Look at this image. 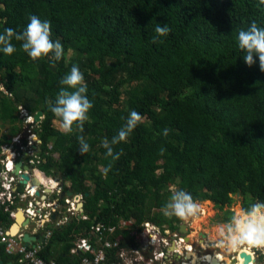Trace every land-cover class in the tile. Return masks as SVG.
Here are the masks:
<instances>
[{
	"label": "trees",
	"instance_id": "16d2710c",
	"mask_svg": "<svg viewBox=\"0 0 264 264\" xmlns=\"http://www.w3.org/2000/svg\"><path fill=\"white\" fill-rule=\"evenodd\" d=\"M258 3L0 0V30H22L36 15L51 21L52 38L65 49L57 62L34 61L15 41V53H0V154L22 134L21 111L31 116L43 111L37 167L44 184L62 180L66 195L85 198L87 220L75 218L67 230L55 231L41 254L45 261L83 264L111 243L109 263H123V251L142 248L147 224L179 231L183 220L174 223L159 211L173 186L215 203L221 221L239 194L243 207L264 199V71L258 58L252 66L243 61L235 41L237 31L253 20L264 26V6ZM157 23L168 24L170 31L153 42ZM73 64L83 72L93 103L82 133L88 153L79 151L80 130L62 132L48 109ZM130 110L142 121L126 141L113 144ZM105 140L113 156L107 155ZM7 209L0 206V226L9 228ZM100 226L103 238L95 233ZM81 240L93 249L74 255Z\"/></svg>",
	"mask_w": 264,
	"mask_h": 264
},
{
	"label": "clouds",
	"instance_id": "9594fccd",
	"mask_svg": "<svg viewBox=\"0 0 264 264\" xmlns=\"http://www.w3.org/2000/svg\"><path fill=\"white\" fill-rule=\"evenodd\" d=\"M258 6H264V0H259ZM154 31L155 35L153 36V42H156L158 39L165 37L169 33L170 27L168 24L157 23ZM13 41L19 42V49L34 61L42 58H50L51 60L57 62L62 59L65 53L62 42L59 39L52 38L51 21L48 19H41L36 15H31L28 18V22L22 28V30H17L12 27H5L3 30H0V53L8 56L15 53L17 51V44ZM235 41L237 48L243 53V61L248 66H252L257 62L258 58L260 70L264 71V26H260L257 21L253 20L248 27L241 28L237 31L235 35ZM59 84L60 87L55 95L54 102L52 100L48 101V109L54 115V117L59 120L60 127L63 132L72 133L74 130V126L76 129L80 130L81 135L77 136V140L79 142V151L81 153H88L90 150V144L87 142L82 133L84 130V122L88 119V113L93 108V103L87 95L88 87L85 81L84 74L77 64H73L70 68V71L66 72L59 80ZM29 116L32 118L34 117L31 115ZM23 117H25L26 121L27 117L24 113L22 115V118ZM141 121V114L136 110H130L127 117L125 118V122L119 128L117 133L112 137V143L117 144L126 141ZM31 126L32 124L28 125V127ZM36 127L37 126H35V124L33 123L34 133ZM23 132H25L24 129L22 133ZM162 134L163 136L167 137L169 134V129L165 127ZM36 135L38 143L34 150L28 147V143L27 145H25L24 141L20 143L17 142L18 137H16L13 146H6L3 148L4 155L0 159V163L2 165V172L0 173V191L4 193L7 192L9 194V191H7V189L3 187L4 179L2 176L4 174L8 173L10 177H14L15 179H17V181L14 182L16 190L15 193H13L12 196L6 200L5 205H3L2 203L0 204V206L2 207H8L7 210L9 211L7 213L11 214L12 224L7 229H9L11 232H14V234L22 233V231H30L33 220L29 218L26 210L27 208H29L30 203L34 202L33 200L35 199L38 202H42L43 205L47 206L46 208H44L45 211L48 207H52V205L60 201L61 208L58 207L54 211L58 214V210H60L59 217L62 219L61 216H64V220L67 218L66 214L69 215L68 217L71 221H66L69 223L67 227L75 218H79L80 220H87V218L85 217L86 215H83L80 211H78V208L75 215L69 212V210L72 208L67 203L68 200L74 203L75 201L80 199V204H82L84 203L85 198L82 195L75 194L74 198H70L69 195L71 192L66 195L65 185L62 180H52L54 183L52 188L51 185L43 183L41 186L33 185L32 181L36 177H39V175L34 172V169H32V171L25 170V166H31V164H34L35 168L38 169L41 174H43L42 171L37 167V165L41 163H39L38 158H36L37 155L41 157V151L38 149V147L42 148L43 143H39V139L42 140L40 134L36 133ZM28 137L29 134L26 132L23 140L26 139L29 142ZM23 146L26 147L25 152L23 151ZM104 147L107 149V155L113 156V149L109 147L107 140L104 141ZM9 152H11V155L8 154ZM164 152L165 149L162 146L160 148V154L163 155ZM15 155L16 157H14ZM24 157H27L28 159L24 160ZM114 158L118 159L119 154H117ZM20 162L24 163V168L20 172V175L27 173L32 177V180L27 185H23L22 182L24 180L20 175L16 176L17 166ZM12 163L13 166L11 165ZM109 168L110 165L103 168L102 170L105 174H107ZM68 187H71V185H68ZM49 190L51 191V193H49ZM39 192L41 194V197L38 196ZM169 192V196L159 208L160 213L164 217H174L181 220H187L189 218H199L202 211L203 202L200 199L194 197L191 191L186 190L183 187L177 188L173 186L169 189ZM25 195L27 196L24 197ZM44 198L45 200H43ZM49 198L53 201L52 204L48 203ZM21 199L27 200V206L18 209L16 205L17 202ZM63 206H65L67 209L62 208ZM21 210L25 212L27 216L26 220H30L31 222L30 226L28 227H25L24 223L21 224L18 220V213ZM15 214H17V217L13 220L12 215ZM51 221H54L58 225V227L62 229L59 219L52 220L51 218ZM182 224L183 223L176 225H180V233ZM18 226H20V230L15 231ZM144 227L147 229L146 226ZM166 229L171 230L170 228ZM166 229L162 230L165 232ZM172 232L174 235L176 233H179L174 231ZM218 235L220 239L217 241V243L220 247H223L226 252H232L237 248L244 246L242 247V249H240V251L236 253L233 258L238 257L241 254L240 252L244 249H247V247L264 249V199H257L254 202H249L247 206L238 208L237 210L231 212L225 220L219 223ZM180 236L185 235L180 234ZM188 238L189 236H185L184 239L186 240ZM82 241H88L90 243L89 240H81L80 243H82ZM171 251H173V248L171 249ZM183 251L185 252L184 249ZM124 252L125 251L121 253V256L124 255ZM151 254H153V252ZM198 256L200 260L206 262V264H212L208 263L207 261V259H211L210 257L201 259L202 255ZM256 256L258 257V254H256ZM150 258L152 260L154 256L151 255ZM171 259L172 258L169 257L168 260H164L165 262H167ZM128 261H134V264H138L137 262H139V264H145L146 262L145 260L140 261L138 258H133L132 260ZM261 261L262 260L259 259V261H256V264H260ZM165 262L163 264H165ZM235 264H240V261Z\"/></svg>",
	"mask_w": 264,
	"mask_h": 264
},
{
	"label": "built area",
	"instance_id": "2783aa9c",
	"mask_svg": "<svg viewBox=\"0 0 264 264\" xmlns=\"http://www.w3.org/2000/svg\"><path fill=\"white\" fill-rule=\"evenodd\" d=\"M21 112L24 113L27 117V120L25 121V125H24V131L29 133L28 147H30L31 149L34 150V148L37 146L38 142H37V135L33 131V123H34L33 118L30 117L26 111L22 110ZM30 124H32V126L28 127V125H30ZM22 148H23V151L25 152L26 147L23 146ZM14 157H16V155ZM36 158H38V162L41 163L42 158L39 157L38 155L36 156ZM11 165L13 166V163ZM2 177L4 179L3 187L6 188L7 191H9V194L7 192L4 193V192L0 191V202L3 205H5L6 200L9 199L12 196V194L15 193V191H16L15 186H14V182L17 181V179H15L14 177H10L8 173L4 174ZM26 196L27 195H25L24 197H26ZM43 200H45V198ZM33 201L34 202H31L29 208H27V210H26L29 218H31L34 222L38 221L39 219H41V221L43 223L45 221H50L51 219L48 216L43 217V214H44L43 208H46V206L44 205L41 210H37L36 205L42 206V202H38L36 199ZM67 203L72 208L69 210V212L72 213L73 215H75L77 212L76 207L80 204V202H77V204H75V203H72L71 201L68 200ZM74 204L76 205L75 207H74ZM54 205H52V206H54ZM16 217H17V214L12 215L13 220ZM65 221H70V218L67 217L65 219ZM146 227L149 230V232H151L152 226L150 224H147ZM95 231H96L95 232L96 234H98L102 238L104 237V227L100 226L98 228H95ZM110 232L115 233V230L110 229ZM158 234H159L158 236L156 235L153 237H157L156 239L158 240L160 238V236L162 235V237H164L163 242L165 243V247H167V248L165 251L164 250L161 251V253H159V255L154 256V258L152 259L153 261L157 260L158 257L160 256L159 260L160 259L161 260L162 259L168 260L170 257V258H172L171 259L172 263H175L176 261L179 262V260H180V261H187L189 264H193L192 260H187L185 258L186 257L185 252H181V250L184 249L183 248L184 238L182 236L177 235V234L174 235L173 232H169L167 229L165 232L164 231L158 232ZM24 236L25 235L23 233L14 234V232H11L9 229L0 226V262L4 261L3 260V252L5 250L7 255H9L11 258L13 257L16 259L15 264H56V262H47L42 258V256H41V254L43 253L42 247H40L38 249H36V248L29 249V247L26 246V244L24 242ZM48 238L49 239H46L47 242L49 240H52V238H53L52 234H49ZM175 245H177V247L179 249L175 252H172L171 249L174 248ZM118 246H116L115 248H117ZM92 249L93 248L90 246L88 241H82V243H80L79 247L73 251V254L76 255V254L83 253V254L87 255L92 251ZM109 250H113V245L111 243H107L106 248L104 247V249L96 255V258L94 260L85 259L83 261V264H110L108 261L109 260L108 253L110 255ZM196 254H197V251H196ZM256 254H257V252H256ZM174 258L177 260L173 261ZM121 259L125 262H129L126 259L125 255H123L121 257ZM159 260H157V261H159ZM140 261H142V260H140ZM137 263L139 264V262H137ZM113 264H120V263H113Z\"/></svg>",
	"mask_w": 264,
	"mask_h": 264
},
{
	"label": "rangeland",
	"instance_id": "374dc122",
	"mask_svg": "<svg viewBox=\"0 0 264 264\" xmlns=\"http://www.w3.org/2000/svg\"><path fill=\"white\" fill-rule=\"evenodd\" d=\"M56 126H57V128L59 130L62 131V129L60 127V124L56 123ZM3 132H1V133L5 134V132L4 133ZM25 133L26 132H23L20 135V137H18L17 142H19V143L23 142V138L25 136ZM8 154L11 155V152H9ZM3 155L4 154H0V159L2 158ZM236 199H237V201H236V203L233 206L234 210H237L238 208H240L241 207V203H242L241 198L236 197ZM77 202H79V201L77 200L74 203L77 204ZM75 204H74V207L76 206ZM43 206L44 205L42 203V206L36 205V208H37V210H41L43 208ZM76 208H78V206ZM202 208L209 213V217L207 219H206L205 216H202L203 214H205V212H203V213L200 214L201 216H199V219L198 218H196V219L189 218L187 220H183V223L186 221L188 225H191L190 228H191V232H192V233H190L188 235L190 238H189V240H186V242L191 243L192 247H193V244H194L195 245L194 248L196 249L198 254L200 252H203V254H205V252L203 251L202 244H201L200 240H204L205 238L203 237V235H207L208 242L211 241L213 243V246H210L209 251H212L213 254L219 253V255H222L223 257L226 254H230L229 255V257H230L231 254H232L231 258H233L236 255V253L238 251H240V249H242V247H244V246H241V247L237 248L236 250H234L232 252H226L223 247H220L218 245L217 241L220 239V237L218 235V225H219L220 222H222L221 220H222L223 212H221L220 209L217 208L216 204L212 203V202L203 203V207ZM59 211L60 210H58V214H59ZM43 213H44L43 217H46L49 214L53 215L52 214V210L48 214V213H46L44 211V208H43ZM211 213H213V215H211ZM157 214H159V213H157ZM52 217H54V216H52ZM61 217H62V220L60 222L61 227H63V226L67 227V225L69 223L64 220V216H61ZM204 218H205V220H204ZM197 222H201V223H197ZM33 223L34 224H37V223L40 224V223H42V221H41V219H39L36 222L33 221ZM168 228H169V226H168ZM161 231L163 232V230L161 228H155V227L153 228V226H152L151 232H149V230L146 229V232L144 233V237H143L144 238L143 239L144 242H143L142 248L140 250L139 249H136V250L132 249V251L134 250L133 252L126 250L124 252V255L126 256V259L127 260H132L133 258H138L139 260H142V261L145 260L146 261L145 264H163L165 262V260H163V259L159 260L160 256L157 259L159 261H157V260H155V261L152 260L151 261V258H150L151 255L152 256H157V255H159V253H161V251L166 250V248H167V247H165V243L163 242V238L164 237H162V235L160 236V238L158 240L156 239L157 237H153V236H156V235L158 236L159 235L158 232H161ZM168 231L172 232L169 229H168ZM176 232H180V230L176 231ZM182 237L185 238V236H182ZM214 241H216V242H214ZM211 247H212V249H211ZM194 248H192L193 251H195ZM252 249L253 248L247 247V249H244V250H249L250 251ZM244 250H242V251H244ZM152 252H153V254H151ZM256 252H257V254L261 253V260L262 261H261L260 264H264V249H257ZM122 262L123 263H120V264H134V261L133 262L122 261ZM186 262L187 261H182V262H177L175 264H184ZM167 263L171 264L169 261Z\"/></svg>",
	"mask_w": 264,
	"mask_h": 264
},
{
	"label": "water",
	"instance_id": "95a60500",
	"mask_svg": "<svg viewBox=\"0 0 264 264\" xmlns=\"http://www.w3.org/2000/svg\"><path fill=\"white\" fill-rule=\"evenodd\" d=\"M34 124L36 127L35 129V133L39 134V128L41 127L42 125V121L44 119V113L43 111H38L35 115H34ZM39 143H43V141L41 139H39ZM38 149L42 152V148L41 147H38ZM24 168V163L23 162H20L17 166V172H16V176L20 175L22 169ZM32 169H34V172L36 174H38L40 171L38 169L35 168L34 164H31V166H25V170H29V171H32ZM22 177V179L24 180L22 183L23 185H27L31 180H32V177L27 174V173H24L22 175H20ZM33 185L34 186H41L42 185V181H41V178L40 177H36L33 181H32ZM49 193H51V191L49 190ZM38 196L41 197V194L40 192L38 193ZM70 198H74V192H71L70 195H69ZM239 198H241V194H239L238 196ZM78 211H80L83 215L85 214V204L82 203L78 206ZM21 212L23 213V211H19V215L21 214ZM18 220L20 222V217H18ZM21 223V222H20ZM31 222L30 220H26V222L24 223V226L25 227H28L30 226ZM181 234L182 235H185V236H188L189 235V232H188V224L186 222L183 223V225L181 226ZM204 238H206L207 236L206 235H203ZM25 243L26 245H28L29 247H32V246H35L34 244H36V242H38V238L36 237H32V235L30 234H27L25 235ZM186 240H189V239H186ZM40 243L43 244L44 243V237H42L40 239ZM245 255V253H242V256ZM188 257L189 255L187 254V257L186 259L188 260ZM185 260V259H184ZM239 260L238 259H233L232 263L235 264L237 263ZM221 262L218 261V259H215L214 260V263L213 264H220ZM0 264H4V262H0ZM200 264H206V262H201Z\"/></svg>",
	"mask_w": 264,
	"mask_h": 264
},
{
	"label": "crops",
	"instance_id": "0c3cea01",
	"mask_svg": "<svg viewBox=\"0 0 264 264\" xmlns=\"http://www.w3.org/2000/svg\"><path fill=\"white\" fill-rule=\"evenodd\" d=\"M57 202V201H56ZM48 203L49 204H52L53 203V201L49 198V200H48ZM0 204H1V202H0ZM27 206V200L26 199H24V200H20V201H18L17 202V205H16V207H18V209L19 208H22V207H26ZM234 206V205H233ZM233 206L231 207V208H229L228 210H231L232 212L233 211H235L234 209H233ZM61 208L60 207V201H58V203H56L54 206H52V207H48L47 209H46V213H48L49 214V212L52 210V214L53 215H51V214H49L48 215V217L51 219L52 218V220L53 219H55V220H57V219H59V222H61V218L59 217V214H57L54 210H56L57 208ZM241 207H243V205H242V203H241ZM240 207V208H241ZM62 208H66L65 206H63ZM67 209V208H66ZM52 216H54V217H52ZM69 215H67L66 214V217H68ZM168 219H170L172 222H174V223H176L177 221V218H168ZM71 221V220H70ZM186 222V221H185ZM187 223V222H186ZM1 227H5V226H1ZM191 225H188V231H189V234L190 233H192L191 232ZM5 228H7V227H5ZM166 228H168V227H166ZM58 230H60V228L58 227V225L54 222V221H45L44 223L42 222V223H40V224H34L33 223V225L31 226V228H30V231H27V232H29V233H31L32 234V236L33 237H36V238H38V242H36V244H34L35 245V247L38 245V244H41L40 243V240H39V238H40V236H42V237H44V239H49L48 237H49V234H52V237H54V233H55V231H58ZM61 230H67V227L66 226H63L62 227V229ZM46 236V237H45ZM207 236V235H206ZM190 238V237H189ZM188 238V239H189ZM205 240V239H204ZM52 241H53V239L52 240H49L48 242H47V244H48V248L50 247V245H52ZM194 243V242H193ZM54 244H56V243H54ZM59 244V243H58ZM195 245L193 244V247H194ZM192 247V248H193ZM57 248L58 249H62V247L60 246V245H57ZM47 250V249H46ZM195 250V249H194ZM62 251H63V249H62ZM196 251V250H195ZM249 251V250H248ZM249 252H251L252 253V251H249ZM203 254V252H200L198 255H202ZM203 255H205V254H203ZM202 255V256H203ZM3 260H4V262H9V261H11L12 260V258L9 256V255H7V253L5 252V250H4V252H3Z\"/></svg>",
	"mask_w": 264,
	"mask_h": 264
},
{
	"label": "bare ground",
	"instance_id": "6f19581e",
	"mask_svg": "<svg viewBox=\"0 0 264 264\" xmlns=\"http://www.w3.org/2000/svg\"><path fill=\"white\" fill-rule=\"evenodd\" d=\"M38 175H39V177L41 178V181H42V183L44 184V178H43V175L39 172L38 173ZM46 184V183H45ZM48 185H51V188H52V186L54 185V183H53V181H51V182H48ZM56 186V185H55ZM53 192V191H52ZM79 202L81 201L80 199L78 200ZM206 209V208H205ZM203 212H205V214H203L202 216H205L206 217V219L209 217V213L207 212V211H205L203 208H202V211H201V213H203ZM200 213V214H201ZM211 215H213V213H211ZM201 216V215H200ZM19 217H20V222H21V224L22 223H25L26 222V219H27V216H26V214H25V212H21V214L19 215ZM199 219V218H198ZM204 220H205V218H204ZM197 221V220H196ZM197 223H201V222H197ZM20 230V226H18L16 229H15V231H19ZM203 239V238H202ZM205 239H207V240H200V242H201V244H202V248H203V251L205 252V255H203L202 256V258L201 259H205L206 257H210L211 255L212 256H215L213 259H210V261L207 259V261H208V263H214V260L215 259H218V261L219 262H221L220 264H232V260L233 259H238L239 261H240V264H256V262L255 261H253V259H252V256H253V254L251 253V252H249L248 250H244V251H241L240 253V255L238 256V257H236V258H231V256L229 257V254H226L224 257L222 256V255H219V253H215V254H213V252L212 251H209V249H210V246H209V248H207L206 246H205V248H207V249H205L204 248V244H209V242H208V237H206ZM207 241V242H206ZM183 244H184V250H185V254L187 255H189V256H191V254L192 253H194L195 255H194V257L195 258H189L188 257V260H192L193 261V264H200L201 262H203L202 260H200V258H199V256L196 254V251H193V252H191L190 251V247H192L191 246V243H189V242H186V240L184 239V242H183ZM211 246H212V244H211ZM194 248V247H193ZM179 248L177 247V245H175V247L173 248V251L172 252H175V251H177ZM195 249V248H194ZM196 250V249H195ZM253 250H255V248H253L252 250H250V251H252L253 252ZM181 252H184L183 250H181ZM243 252H245V255H244V257L245 258H243V256H242V253ZM196 255H197V257H196ZM217 255H219V256H217ZM198 259V261H196ZM246 261V262H245ZM245 262V263H244ZM65 264V263H64ZM184 264H189L188 262H186V263H184Z\"/></svg>",
	"mask_w": 264,
	"mask_h": 264
},
{
	"label": "flooded vegetation",
	"instance_id": "af4514ba",
	"mask_svg": "<svg viewBox=\"0 0 264 264\" xmlns=\"http://www.w3.org/2000/svg\"><path fill=\"white\" fill-rule=\"evenodd\" d=\"M59 180V179H58ZM22 233L24 234V235H27V234H30V235H32L31 233H29V232H27V231H22ZM177 235H180L181 233L179 232V233H176ZM33 237V236H32ZM42 238V236H40V238H39V240ZM24 239H25V236H24ZM24 242H25V240H24ZM214 242H216V241H214ZM26 244V243H25ZM211 244H212V246H213V243L210 241L209 242V244H204V248H205V246L207 247V248H209V246H211ZM26 246H28V245H26ZM29 247V246H28ZM40 247H42L43 248V251L44 250H46L47 248H48V244H47V240L46 239H44V243L43 244H38L36 247L35 246H32V247H29V249H31V248H36V249H38V248H40ZM207 248H205V249H207ZM211 249H212V247H211ZM190 251L191 252H193V249H192V247H190ZM256 251H257V249L255 248V250H253V256H252V259H253V261H259V259L261 260V253H259L258 254V257L256 256ZM243 253H245V252H243ZM194 253H192L191 254V256H189V258H195L194 257ZM230 255V254H229ZM232 255V254H231ZM42 256V255H41ZM246 256V255H245ZM196 257H197V255H196ZM215 256H210V258L211 259H213ZM198 258V257H197ZM243 258H245L244 257V255H243ZM175 260H177V259H173V261H175ZM179 260V259H178ZM209 261H210V259H208ZM180 261V260H179ZM196 261H198V259L196 260ZM15 262H16V259L15 258H13L12 257V260L11 261H9V262H4V264H15ZM168 262V261H167ZM167 262H165V264H168ZM169 262L171 263V264H175V263H177L178 261H176L175 263H172V261L171 260H169Z\"/></svg>",
	"mask_w": 264,
	"mask_h": 264
}]
</instances>
